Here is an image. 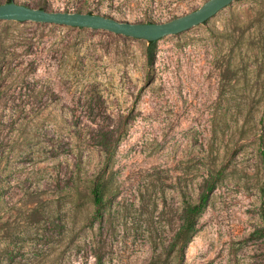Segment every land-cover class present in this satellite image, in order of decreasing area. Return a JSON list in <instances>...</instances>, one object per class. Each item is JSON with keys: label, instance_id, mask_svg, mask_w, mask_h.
<instances>
[{"label": "rangeland", "instance_id": "rangeland-1", "mask_svg": "<svg viewBox=\"0 0 264 264\" xmlns=\"http://www.w3.org/2000/svg\"><path fill=\"white\" fill-rule=\"evenodd\" d=\"M207 1L103 0L100 12L163 23ZM1 26L24 75L0 95L2 264H264V0L157 41L153 68L144 40ZM203 194L193 231L179 235Z\"/></svg>", "mask_w": 264, "mask_h": 264}, {"label": "water", "instance_id": "water-1", "mask_svg": "<svg viewBox=\"0 0 264 264\" xmlns=\"http://www.w3.org/2000/svg\"><path fill=\"white\" fill-rule=\"evenodd\" d=\"M237 0H208L195 11L163 23H130L99 14L47 11L15 2L0 5V21L33 22L89 30H104L116 35L157 42L164 37L183 33L204 24Z\"/></svg>", "mask_w": 264, "mask_h": 264}, {"label": "trees", "instance_id": "trees-1", "mask_svg": "<svg viewBox=\"0 0 264 264\" xmlns=\"http://www.w3.org/2000/svg\"><path fill=\"white\" fill-rule=\"evenodd\" d=\"M10 2H14V0H5V3H10ZM89 2H91L93 8H87L88 10L86 11V13H88V14H99V15H103L106 17H110L109 14H102L100 12V4L103 2V0H83V3H85L87 5H90ZM82 5H81V7H82ZM38 8L39 9H45L43 6L38 7ZM76 12H81V9L80 8L77 9ZM142 23L152 24L155 22L148 19ZM38 25L43 26V24H40V23H38ZM69 29L78 30V31L83 30L81 28H71V27ZM26 32L29 33L28 31L25 30L24 33H26ZM8 33H11L9 26H1L0 27V49L2 50V51L0 50V95L4 94V91L8 88L6 85H4V83H5L6 79L13 76L12 72L15 73V77L18 79V83H21V81H23V77H24V75L22 74V69L20 68L19 62H17V64L13 62V59L16 56H19L20 54L18 55L17 53H14V52L12 53V51L10 53L9 51H7L5 49L6 44H4V42H3V35H7ZM21 39L24 41V45H20V46L26 47L23 50L24 54L30 55L31 49H32V46L30 44L31 38L26 37V36H20V40ZM156 45H157V42H147L145 53H146V66L148 68L154 67V64L156 61V50H157ZM49 92L53 93L52 90H50ZM5 109H7V108H5ZM207 199H208V195L203 194L200 197L199 202L197 204H194V205L189 206L187 208L185 222H184V224H183V226L179 232V235L185 236L187 234H190L193 231L194 226H195V218L200 213L202 208L204 207L205 203L207 202ZM93 200H94V204L97 208V212H99L100 207L102 206V191H101V187L98 184H95V187L93 189ZM263 218H264V208H263ZM0 264H2V262H0Z\"/></svg>", "mask_w": 264, "mask_h": 264}]
</instances>
